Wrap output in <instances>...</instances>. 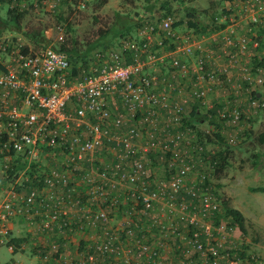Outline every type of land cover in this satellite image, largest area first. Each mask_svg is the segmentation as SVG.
I'll list each match as a JSON object with an SVG mask.
<instances>
[{"label":"built area","instance_id":"built-area-1","mask_svg":"<svg viewBox=\"0 0 264 264\" xmlns=\"http://www.w3.org/2000/svg\"><path fill=\"white\" fill-rule=\"evenodd\" d=\"M67 1L77 12L90 0ZM43 3L55 11L62 0ZM241 5L239 19L264 29V0H242ZM214 19L224 27L211 37L221 39L230 64L240 59V53L258 50L257 33L238 34L239 19L231 11ZM173 23L169 13L142 21L135 35L121 41L116 50L95 52L96 64L82 76H71L68 55L60 47L0 39V173L7 177L12 171L7 191L0 196V245L14 249L10 226L15 216L28 223L39 216L42 230L62 225L72 231L107 221L109 211L100 207L105 192L97 181L101 176L110 187L124 180L130 186L129 195L159 223L157 248L151 247L145 236L135 239L140 254L158 257L163 240L179 234L175 220L181 214L190 225L203 227L188 240L207 264H264L263 258L252 255L243 259L225 248L234 227L218 218L221 204L203 167L206 153L199 155L205 148L196 141L195 133L182 125L185 107L196 101L204 104L211 85L218 80L219 74L210 69L204 54L205 43L212 38L210 34L180 33ZM54 30L62 40L64 25L57 24ZM23 45L27 49L21 48ZM260 53L254 66L256 76H251L258 85L264 83V51ZM153 66L159 72L149 71ZM248 70L243 67L245 75ZM263 108L264 98L248 97L245 108L234 107L228 113L218 109L217 113L224 126L235 127L247 121L250 111ZM111 141L115 142L113 152L127 167L121 173L119 162L104 165L116 178L100 174L98 166L100 150ZM155 150L172 152L175 157L168 163L167 176L160 177L146 161ZM78 171L87 193L78 191L77 200L72 196ZM59 185L69 189L58 193ZM182 190L192 198L182 195L181 200H175L174 194ZM66 204L79 206L80 218L63 221L68 215ZM125 231L128 237L134 235L133 227H125ZM57 246L52 240L39 247L52 251ZM112 247L107 239L90 251L83 250L78 264H93L95 253Z\"/></svg>","mask_w":264,"mask_h":264},{"label":"rangeland","instance_id":"rangeland-1","mask_svg":"<svg viewBox=\"0 0 264 264\" xmlns=\"http://www.w3.org/2000/svg\"><path fill=\"white\" fill-rule=\"evenodd\" d=\"M233 1L234 9L231 10L228 2L231 3ZM240 1L242 2V0H108L106 4L101 5V0H90L85 7L79 9L77 12H73L71 6L69 7V5L62 0V4L58 6V10L54 12L46 8L43 0H41V2L39 0H18L13 2L5 0V3H0V16L2 18L6 17L7 8H11L15 2H17L16 6L19 10H22L24 14L21 21V31L15 32L6 30L0 35V39L6 38L17 43L37 45L35 41L24 35V31L37 29L40 31L42 30L41 32H43L47 39L46 42L41 41L42 43H51L56 47H60L61 44H64L67 48L75 47L78 51H83L88 43L96 40L100 34V30L112 26L120 16L130 17L140 23L148 18L153 19L160 17L167 10H169V13L173 16L174 22H178V25H176L178 32H189L202 35L201 33H195V31L187 27L186 24L189 18L187 12L189 9L195 10L200 24L209 28L212 25L218 26L221 24L220 21H215L214 18L226 14L229 11H231L234 18L238 20L239 15L234 12L239 9L240 13H242L243 9L239 7L241 5ZM57 15L61 17H57ZM241 23L248 25L246 21H242ZM57 24L64 25L62 40L57 39L58 34L54 30V26ZM47 29L49 30L48 35L45 34V30ZM132 31L133 29L130 33H132ZM205 34L207 35V33ZM257 35V39H260L259 50L250 49L252 53H257L256 56H251L255 64L258 62L257 57L260 56V52L264 50V46H261L259 32ZM262 37L264 38V35ZM118 40V37H116L111 42V45H109V48H116ZM41 42H38V44ZM222 48L223 50L225 49L224 47ZM169 49L170 48H167V50ZM97 51H100L99 47L92 50L89 56L94 55ZM104 51L106 52L107 50ZM223 54H225V52H223ZM225 56L227 57V54H225ZM149 71L159 72L156 66L150 67ZM218 80L222 81V76L219 75ZM232 83L234 85L238 84L237 81H232ZM221 85L225 86V88L222 86L221 88H212V90H209V93L204 98V104L201 106V110H199V116L195 118L194 125L203 132L211 133L214 131L223 135V139L220 141L216 139L217 141L214 143H207L204 148L210 153L222 149L223 157L226 158L225 161L227 163L223 170L217 173V171H215L217 160L214 156L209 157L205 155L204 159L207 158V160L203 164V167L209 173L208 176L211 179L212 191L216 200L219 203H222L224 200L228 201L231 206L240 210L244 216V233L239 230L236 224H232L229 218L221 217L228 222L229 226L234 227L231 242L228 245L226 244L225 248L231 253H234L237 257L243 259L250 258L252 255L264 259V193L252 192L249 189L251 186L264 185V143L260 144L257 139L260 134H264V110H259L258 113L254 115L252 111H250V115L248 114L249 118L240 126H224L218 113L215 118H213L207 112V106L210 108V105L216 104L220 100L227 102L230 100L231 94H235V92H231L234 90L231 83L227 85L222 82L220 83V86ZM237 89L238 88L235 90L237 91ZM232 102L233 104L223 107L221 110L228 113L234 107L239 108L241 106L240 99L232 100ZM205 114H208V117H204ZM212 120H215V123ZM217 124H220V126ZM229 127L233 129L231 130ZM239 127L241 129L235 132L236 128ZM230 131H232L233 134H231ZM224 148H226V150H224ZM109 156H111L110 149L106 148L103 153L100 154V159ZM154 162L155 159L152 158L150 164ZM99 165L100 163L98 162V166ZM109 176L112 177L113 175L109 174ZM121 182V184L125 183L124 180H121ZM125 188L126 187H121V196H123L122 191ZM103 190L107 192L106 196L109 195L110 199L112 196L111 191L106 189ZM6 191L7 186L5 184L0 188V194ZM24 191L25 190H22V194ZM118 204L121 208L122 203L118 202ZM113 207V205H110L109 213L111 214L113 213ZM221 212H223L222 206ZM116 237L118 238V236ZM103 238L104 237L100 238V241ZM136 238L137 237H132L131 240L133 241ZM122 248L125 249V252L120 249L121 254H119L118 257L125 259V262H134V254L133 251H130V247L122 246ZM21 252L25 253V250ZM22 253L12 252L7 249L5 244H1L0 264L6 262L12 263L13 260L16 264H18L19 261L21 264L36 263L33 257H31L30 260H23L26 259L25 256H27V253L24 255ZM240 254H242V256ZM96 256L97 253H95L93 264L97 262ZM138 256L141 257L139 254ZM137 261H139V258L136 259V262Z\"/></svg>","mask_w":264,"mask_h":264},{"label":"crops","instance_id":"crops-1","mask_svg":"<svg viewBox=\"0 0 264 264\" xmlns=\"http://www.w3.org/2000/svg\"><path fill=\"white\" fill-rule=\"evenodd\" d=\"M233 3L234 1L231 3L228 2V5L230 6L231 9H234ZM234 13L241 16L239 9H237ZM245 16L247 17L248 14L246 13ZM242 21H246V20L244 18L239 19V25L237 30L238 34H246V32H252V33L259 32L261 37V46H264V38L262 37L264 35V29L255 26L251 23H248V25H244L241 23ZM225 33L226 32L223 31L222 34ZM209 34L210 37L211 35H213L212 32ZM211 38L212 40L209 39V42L205 43L206 49L204 50V54H206L205 56L208 59L210 69L214 70L216 74L218 73L220 76H222V81L217 80L211 85V88H221L223 85L220 86V83L222 82L226 83L227 85L231 83L232 88H234V90H232L231 92H235V94H231L229 101L226 102L224 100H220L218 102L219 106L217 110L233 104L232 100H238V99H240L241 101L240 108H245L247 104V98L251 97V95H255V97L258 99L264 98V83L258 85L251 79V76H256V70L254 67L255 63L251 59V55L253 54L252 51L248 49L247 51L240 53L239 54L240 59L238 58L239 60L237 62H233V63L231 62L230 64L228 62L229 60L228 57H226L225 54H223L224 50L222 48L223 45L221 39L218 38L217 36ZM230 49L233 51L236 50L235 48H230ZM227 51H229V49ZM244 66L247 68L249 67L247 75H245L243 71ZM244 76H247V79H245ZM261 76L264 79V71L261 73ZM232 81H237L238 84L234 85ZM223 87L225 88V86ZM236 88H238L237 91L235 90ZM214 105L215 104L210 105L211 106L210 108H213ZM188 108L190 109V106L185 107L183 118L185 117V115L189 113L190 110ZM207 108L210 109L208 106ZM254 113L257 114L258 112L252 110L253 115ZM245 122L246 121L241 122V125L244 124ZM229 128H231V130L233 129L232 127ZM240 129H241L240 127L236 128L235 132H238ZM230 133L233 134L232 131H230ZM110 143L100 150V154H101L106 148H109L111 153V156L103 157L101 159L99 154L101 169H106L105 166L111 165V163L114 162L115 158H118L112 149V147L114 148V145ZM152 158L155 159V162L151 165L155 167L156 173L160 177L167 176L169 174V170H168L169 166L168 163L166 162L164 154L162 153L160 155H157L156 153H154L149 159H147V161L150 162ZM125 170H127V167L125 168ZM78 174L79 171L75 174L76 179L75 182L73 183V186L76 188L75 189L76 191L74 193L76 196H77V192L80 190H83L87 193L85 188L81 186V182ZM97 181L102 189L111 191L112 196L110 200L114 205L112 209L113 213L111 214V216H109V219L106 221L104 225L102 224L100 225V223H98L96 226H92V227L86 226L82 229L75 227L72 231H69L68 228H64L67 232L66 236L70 238V243L72 245H75L76 240L78 241V239H83L85 241L83 243V250L90 251L95 246L96 241H99L100 238L104 237L103 233H109L112 234L113 236H118L117 234L118 230H120L122 225L125 224L128 220L130 222L135 221L133 226L135 228L134 230H140V228L143 230L145 237L148 239V242L150 243L151 247H157L158 241L161 238L159 233V228L158 227L153 228L151 226L152 224L151 219L146 220L147 222L141 221L142 218H140V215L137 216L133 215L132 206L133 203H135V200L129 195L130 186L127 183L119 184L118 182V184H116L114 187H110L109 184L106 183V180L100 178L99 176L97 177ZM121 187H126L122 191L123 196H121L120 194ZM99 196L100 194H98V197ZM118 202L122 203L121 208ZM65 210L68 215L67 216L64 215L63 221H68L70 220V218H76L77 216L80 215L79 206L66 204ZM108 211H110V208H108ZM39 222H40L39 216L36 217L33 223H28L27 220L22 216H15L11 221L10 230L12 233V237L22 239L19 243L20 249L16 252L22 253L21 251L25 250V253L22 254L24 255L27 253L28 257L25 256L26 259L23 260H30V258L33 257L36 262L35 264H45L46 263L44 261L45 259L41 256V252H39V248H40L39 246L49 245L52 242V240H54L55 237L58 236L59 230L55 231L54 229H57L59 227L58 225H55L52 229L46 231V230H42L38 226ZM176 222L179 223V234L175 235V237L172 235L171 238L168 239L170 240L169 244L167 243L165 247H162L160 249L161 262H163V264H169L171 262L180 263L182 261H186V264H207V260L203 256H201L200 252L196 251L195 248L192 246L191 242H189L188 235L183 233V232H187V225H185V220L183 219L181 214L177 216ZM154 230L156 232H153ZM121 236L123 235L120 233V236H118L119 238L115 241V245L117 246V251L115 253L109 255H101L100 253H97L96 256L97 264H101L102 262H104L105 264H123L121 263V258L118 257V255L121 254L120 249H122V251L125 252V249L122 248V246H126V245L130 246L135 253L136 248L134 247L133 242L127 241V243H125V240H123ZM135 236L136 237L139 236V233L137 231L135 232ZM170 247H172V249H170ZM82 255H83V251L82 253H78L77 255L78 258L76 257V259L79 261ZM143 256L145 257V259L148 257V255L146 254ZM198 261L199 263H197ZM10 264H16V262L13 260L12 263ZM18 264H21V262L19 261Z\"/></svg>","mask_w":264,"mask_h":264},{"label":"trees","instance_id":"trees-1","mask_svg":"<svg viewBox=\"0 0 264 264\" xmlns=\"http://www.w3.org/2000/svg\"><path fill=\"white\" fill-rule=\"evenodd\" d=\"M7 1L13 2V1H18V0H7ZM39 1L41 2V0H39ZM107 1L108 0H101V5L106 4ZM128 1H131V0H128ZM64 2L66 4H68L69 7L71 6V4L67 0H65ZM0 3H5V0H0ZM6 4H7V2H6ZM16 5H17V2H15L11 6V8L10 7L7 8L6 17L2 18L0 16V35L6 30L7 31H15V32L21 31V21H22V17H23L24 13L22 12V10H19V8ZM23 10H26V9H23ZM56 10H58V8ZM169 12L170 11L167 10L162 16L168 14ZM187 16L189 18L187 20V24L186 25H187V27L189 29H192L193 31H195V33H201V34L207 33V34H209L211 32H214L215 30L222 29L224 27L223 24H219L218 26L212 25L211 27L206 28L205 26L200 24V21L198 19L197 13L193 9H189L188 10ZM57 17H61V16L57 15ZM140 24H141V22L139 23L137 20H133L130 17L120 16V17H118L117 21L114 24H112V26H110L107 29L100 30V34L98 35L96 40L88 43V45L86 46V48L83 51H78L75 47L67 48V47H65L64 44H61L60 45V49L65 51L67 53V55H68V59H69V62H70V74H71V76H82V75H85V74H87L89 72V68L91 66H93L94 64H96L93 55L89 56V54H90V52L92 50H94L97 47L100 48V51H104V50L114 51V50H116L119 47L121 41H123L125 39L132 38L135 35L136 30L140 26ZM176 25H178V22L177 23L176 22L173 23L174 27H176ZM132 29H133V31H132V33H130ZM41 31L37 30V29H32V30H29V31H24V35L26 37L30 38L31 40L35 41V43H37V45H40V44H42L43 41H45V42L47 41V39L45 38L43 32H41ZM116 37H118V39H119L118 40L119 42L117 41V43H118L117 47L116 48H109V45H111V42ZM38 42H41V43L38 44ZM20 44H22V43H20ZM37 45H33V46H37ZM21 48L27 49V45H23ZM125 60H126L125 61L126 63L129 62L127 57H126ZM258 63L259 62H257V64ZM251 97L252 98H256L255 95H251ZM189 105H190V111H189V113L187 115H185V117L183 118V122H182L183 123L182 125H183L184 129H187V130H189L191 132H194L196 141L200 142L202 144V147L205 146L207 143H214L217 140L220 141L221 139H223V135L220 134L219 132H214V131H212L211 133L203 132L198 127H196L194 125L195 120H196L195 118H197L199 116V113H200L199 110H201V106H203V104L200 101H196V102L189 103ZM218 106H219V104H215L213 106V108L208 109L207 112L211 115V117L215 118V116L217 115ZM263 110H264V108H263ZM204 117H208V114H205ZM212 121L215 123V120H212ZM217 125L220 126V124H217ZM257 139H258V142L260 144H263L264 143V134H260L257 137ZM110 144L114 145L115 142L111 141ZM224 150H226V148H224ZM154 153H156L157 155L162 154L161 151L155 150L148 157H146V161ZM202 153H206V155H208L209 157L214 156V158L217 160L216 166H215V171H217V173H220L223 170V168L225 167L227 162L225 161L226 158L223 157V150L222 149L221 150H216L214 153H210L207 150L199 151V155L202 154ZM163 154H164V157H165L167 163H169L171 160H173L175 158L174 155L172 154V152H166V153L163 152ZM116 162L120 163V170H118V172L121 171V173H123L122 171L125 170V168H126L125 165L121 164V160H118V158H115L113 164H115ZM147 162L150 163L149 161H147ZM95 167L98 169L97 164L95 165ZM200 170L202 171V168H200ZM99 171H100V174L103 173V174H106L107 176H109V174H112L113 177L116 178L115 174L113 172H111L110 169L109 170L101 169L100 165H99ZM118 172H117V176H118ZM11 174H12V171L9 172L8 176H10ZM8 176L7 177H3L2 174L0 173V188L3 185H5V184L7 186V184H8V180H7ZM100 178L105 179L104 177H101V176H100ZM68 189H69L68 186L59 185L57 187L58 193H59V191H66ZM249 189L252 192L264 193V185L251 186ZM106 194H107V192H104V195L100 197V199H101L100 201H102V199L104 198V201L100 202V204H101L100 207L108 210V208H110L109 204H111V205H113V204H112L111 200L109 199V195L106 196ZM174 195H175L174 196L175 200H181L182 195L185 198H187V199L188 198H192V196L187 195L184 190H182L180 192H177ZM0 196H2V193L0 194ZM72 197L77 199V200L79 199L78 196H76L75 194H73ZM84 197H87V196H84ZM82 201H84L83 198H81V203H82ZM220 204L222 206L223 212H221V214H219L218 218L219 217L229 218L231 223L232 224H236L238 226L239 230L242 233H244L245 232L244 216L241 213V211L238 210L237 208L231 206V204H229L228 201L224 200ZM132 213H133L134 216L140 215V218H142L141 221H146L148 219H151V221H152L151 226L153 228H156V227L159 228V226H158L159 223L155 222V220H154L153 216H151L150 212L147 211V214L143 212L141 202L140 203H138V202L133 203ZM108 214H109L108 216H111V213L108 212ZM76 218H80V215L77 216ZM81 218H82V220L86 219V217L84 215ZM184 220H185V225H187V232H183V233L188 235V238L190 236H192V233L195 230H198V229L199 230H203L202 226H200V225H190L189 222L187 221V219H184ZM99 222H100V225L101 224L104 225L106 223V221H99ZM134 223H135V221L130 222V221L127 220V222L125 224H123L121 229L118 230V232H117L118 236H120V233L123 235V236H121V238L123 240H125V243H127V241L128 242L131 241V242H133L134 247L136 248V251L134 253V250H132L131 247L129 246L130 247V251H133V254L135 256L134 262H132V263H134V264H137V263L138 264H147V263L148 264H163V262H161L159 248H158V252H159L158 253V255H159L158 257L152 256L149 253L148 257L145 259V257L143 256L145 254H140L139 249H137V246L134 243L135 240L132 241L131 238L132 237H136L135 236V232L136 231L139 233V236L137 238H139L141 236H145V234H144V232H143V230L141 228H140V230H134L135 229L133 227ZM175 224L177 225L178 232H179V223H177L176 220H175ZM58 227L59 228L54 229L55 231L59 230L58 231V236H56L55 239H54V240H56V242L58 244V246H57L58 248L56 249L57 252H56V250L49 251L48 250L49 248H39V252H41V256L45 259V260L43 259L46 262L45 264H62L63 260H66V264H78L79 261L77 259H75V258L76 257L78 258V256H77L78 253H81L83 251V243L85 241L83 239H78V241L76 240L75 245H72L70 243V238L66 236L67 232L64 229V227L62 225H60ZM125 227H133L134 235L128 237L126 235ZM45 230L48 231L50 229L46 228ZM10 233H11V230H10ZM103 236H104V238L101 241L100 240L96 241L95 245L98 244V243L101 244L103 241H105L107 239H111L113 247H112V250H106V251L100 250V254L101 255H104V254L109 255V254L115 253L117 251V246L115 245V241L119 237L117 238L116 236H113L112 234H109V233H103ZM171 236H172V234L167 239L163 240L164 245L162 247H165L167 243L169 244L170 240H168V239H170ZM173 236L175 237V235H173ZM21 240L22 239H18V238L12 237V233H11L10 242H12V244L14 245V249L12 250L13 252L16 253V251H18L20 249L19 243H20ZM71 242H74V241H71ZM148 244H149V242H148ZM126 246H128V245H126ZM172 246H174V245H172ZM170 249H172V247H170ZM138 254L141 257H139ZM240 255L242 256V254H240ZM137 258H139V261L136 262ZM171 260H173V259H171ZM121 263H123V264H126V263L132 264L131 262H127V261L125 262V259H123V258H121ZM197 263H199V261ZM4 264H10V262H6ZM80 264H88V262L86 261L85 263H80ZM95 264H97V263H95ZM101 264H105V263L102 262ZM169 264H186V261H182L180 263L171 262Z\"/></svg>","mask_w":264,"mask_h":264}]
</instances>
